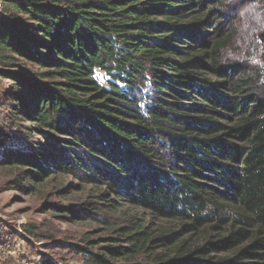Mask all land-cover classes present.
I'll list each match as a JSON object with an SVG mask.
<instances>
[{
	"label": "trees",
	"instance_id": "obj_1",
	"mask_svg": "<svg viewBox=\"0 0 264 264\" xmlns=\"http://www.w3.org/2000/svg\"><path fill=\"white\" fill-rule=\"evenodd\" d=\"M227 2L4 0L0 166L180 225L122 226L79 264H264V28L231 56L248 10Z\"/></svg>",
	"mask_w": 264,
	"mask_h": 264
},
{
	"label": "rangeland",
	"instance_id": "obj_2",
	"mask_svg": "<svg viewBox=\"0 0 264 264\" xmlns=\"http://www.w3.org/2000/svg\"><path fill=\"white\" fill-rule=\"evenodd\" d=\"M2 2L5 8L4 0ZM227 5L238 9L243 5L248 11L255 9L253 15L247 11L239 16L241 27L237 31V48L230 55L234 56L238 48L248 54L261 51V45L256 43L258 31L255 27L264 28V2L229 0ZM9 84V81L0 79V127L9 125L7 102L1 95L9 89ZM20 176L17 169L0 166V264H42L46 259L55 264H79L82 256L76 252L78 246H85L92 239L117 236V228L122 226L141 223L158 232L168 228L176 230L180 226L174 220L158 218L132 205L104 210L100 207L98 189H79L75 185L65 188L70 182L68 176L26 193L22 187L26 183ZM67 207L77 211V219L66 210ZM91 207H95L100 214L95 216L101 221H95L84 211ZM146 258L140 256L138 260L145 263L148 262Z\"/></svg>",
	"mask_w": 264,
	"mask_h": 264
},
{
	"label": "built area",
	"instance_id": "obj_3",
	"mask_svg": "<svg viewBox=\"0 0 264 264\" xmlns=\"http://www.w3.org/2000/svg\"><path fill=\"white\" fill-rule=\"evenodd\" d=\"M2 9H3V2L0 1V11H2Z\"/></svg>",
	"mask_w": 264,
	"mask_h": 264
}]
</instances>
